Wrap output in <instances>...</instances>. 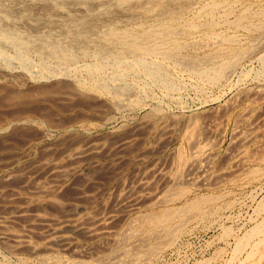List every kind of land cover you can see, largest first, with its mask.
<instances>
[{
  "label": "rangeland",
  "instance_id": "374dc122",
  "mask_svg": "<svg viewBox=\"0 0 264 264\" xmlns=\"http://www.w3.org/2000/svg\"><path fill=\"white\" fill-rule=\"evenodd\" d=\"M176 1L165 7L179 22L199 14L232 36L227 47L178 35L179 61L238 57L223 81L158 57L176 89L139 76L121 80L125 92L107 58L98 83L109 94L80 69L86 87L73 73L39 78L33 56L30 73L0 61V264L264 263V0ZM134 13L118 27L158 21Z\"/></svg>",
  "mask_w": 264,
  "mask_h": 264
},
{
  "label": "bare ground",
  "instance_id": "6f19581e",
  "mask_svg": "<svg viewBox=\"0 0 264 264\" xmlns=\"http://www.w3.org/2000/svg\"><path fill=\"white\" fill-rule=\"evenodd\" d=\"M174 1L176 0H0V61L11 60L13 58L15 60L18 59L20 61V68L30 73V70L35 69L30 64L32 60L29 62V57L33 56L38 60L40 65V69L38 68L39 78H43L44 76L46 78L49 75L53 76L55 73L60 76H69L72 75L71 73L74 75L80 69L82 72L85 71L91 78L93 76L95 78L93 77L92 80L89 79L92 81L91 84L87 81L89 82L88 86L83 83L84 80L81 79L83 77H81L79 71L78 73L80 75L78 76L81 77V80L76 75H74L75 78L73 79L78 85L88 86L89 89H97V91H101L102 93L109 92V94L110 89H108V85L105 86L106 84L98 83V79L101 75L103 76L104 72L103 59L107 61L109 60L107 58H110L112 65H114V68L116 67V72L114 71L111 76L109 75V78L113 77L114 82L120 80V83H122L121 80L124 82V80L129 78L130 80L132 78V81H134L139 76L140 78L143 76V78H148L158 84L166 92L176 89L174 83L165 72L163 64H161L162 62L156 61L158 57H163L167 61H170L174 68L187 69L190 74L195 75L194 77L205 80V82H210L215 85L223 81L226 77L227 70L230 67L232 68V63H237L238 57H234V55L232 57V52L229 59L227 57V60L224 59L225 62L216 63L215 60H217L219 55L213 54L214 52L210 51L214 56L216 55V58L214 57L210 61L207 60L208 62L205 65L202 64V66L196 62L198 59L195 57L185 59L184 62L179 61L176 57L181 56L180 52L185 45L181 47V43L183 42L182 39H178V35L180 38L181 34H190L194 30L200 32L202 35H213L212 39L206 40L213 41L215 39L216 41L224 42L226 46H235L231 39L232 36L225 37L220 33L211 32L213 31L212 27L215 19L211 18L208 22H203L200 21L199 14H196V20L189 21L182 19L179 22L183 12L181 13L179 8L166 9L165 7L167 3H174ZM215 6V3H208L200 8L206 7L208 11L203 10V12L208 13ZM136 11L142 13L140 18H146L150 14L155 15L158 21L149 22L147 20L148 16L138 26L126 28L124 25L123 27L121 26L122 28L118 27L119 22L127 24L134 17H137V13H134ZM104 23L109 24L103 25ZM198 43L199 46L202 45L200 44L201 42ZM195 45L192 43V47ZM3 48L4 50L11 49L13 56L6 54L2 50ZM190 49H192L191 46ZM209 54L211 53H206V55ZM213 55L210 56L212 57ZM183 57L185 58V56H182V59ZM79 63L81 66H78L77 69L74 67L73 72L68 71L70 67L77 66ZM1 64L4 63L1 62ZM124 84L122 83L121 86ZM126 87L127 84H125L124 88H120L125 89L122 91L126 92ZM141 88L143 89V86ZM116 89H119V87ZM128 90L130 89L127 88V92ZM111 96L113 95L111 94ZM114 98L115 96L112 97V99ZM189 206L191 207L192 205ZM156 218L162 219L161 215ZM143 222H146V220ZM259 229L261 230L262 228ZM259 229L256 230V233L260 232ZM260 257L262 259L259 260L264 262V253Z\"/></svg>",
  "mask_w": 264,
  "mask_h": 264
}]
</instances>
